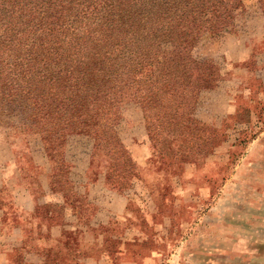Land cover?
Returning <instances> with one entry per match:
<instances>
[{
    "label": "rangeland",
    "instance_id": "obj_1",
    "mask_svg": "<svg viewBox=\"0 0 264 264\" xmlns=\"http://www.w3.org/2000/svg\"><path fill=\"white\" fill-rule=\"evenodd\" d=\"M219 22L206 31L187 20L161 43L163 52H179L187 66L189 60H205L217 78L207 88L191 69L180 81L179 96L169 100L178 115L195 118L210 134H222L208 152L163 158L167 171L155 172L158 163L147 168L150 151L138 107L113 92L100 99L145 182L131 178L122 191L126 209L96 232L81 230L95 217V206H88L79 222L64 223L61 236L51 233L63 224L65 211L63 203L54 204L61 201L56 193H45V187L55 191V160L44 155L35 138H7L4 126L17 116H0V248L13 243L9 262L19 264L29 242L50 264H82L85 257L89 264H264V0H240V7ZM65 129L67 146L84 151L82 175L105 186L104 171L114 153L100 145L88 162L92 128L70 124ZM101 200L119 210L123 197L103 192ZM43 204L50 218L38 216ZM98 235L109 248L106 259L102 248L86 244ZM18 236L24 238L20 246L13 241Z\"/></svg>",
    "mask_w": 264,
    "mask_h": 264
},
{
    "label": "trees",
    "instance_id": "obj_2",
    "mask_svg": "<svg viewBox=\"0 0 264 264\" xmlns=\"http://www.w3.org/2000/svg\"><path fill=\"white\" fill-rule=\"evenodd\" d=\"M239 7L240 0H0V116H17L4 133L21 141L35 138L44 155L54 158L55 191L45 187V193H56L61 201L54 204L65 206L67 221L62 225L76 224L82 208L95 206L93 225L81 230L96 232L126 209L128 198L122 191L131 178L145 182L101 107L104 96L113 92L138 107L150 151L147 168L158 163L155 172L167 171L163 158L206 153L221 140L222 134H210L195 118L178 115L169 102L179 96L180 81L191 69L207 88L217 78L205 60L192 59L187 66L179 52H163L161 43L190 19L203 30L216 29L223 14ZM70 124L92 128L88 162L100 145L114 153L103 182L109 192L123 197L119 210L99 201L96 178L82 175L84 151L66 143L65 127ZM62 185L66 189L56 192ZM45 207L36 212L50 218ZM91 242L102 248L100 255H109L104 236ZM23 248L30 252L29 244L24 242Z\"/></svg>",
    "mask_w": 264,
    "mask_h": 264
},
{
    "label": "crops",
    "instance_id": "obj_3",
    "mask_svg": "<svg viewBox=\"0 0 264 264\" xmlns=\"http://www.w3.org/2000/svg\"><path fill=\"white\" fill-rule=\"evenodd\" d=\"M95 189H96V193L99 195V201L101 202V203H105L104 205H108V204H111V203H109V202H102V200H101V197L103 196V192H106L107 194H109V193H112V192H109L106 188H105V186L103 185V184H99V183H96L95 184ZM31 204V203H30ZM32 205V204H31ZM118 205V204H117ZM120 205V204H119ZM64 216V215H63ZM68 217V216H67ZM66 217V219H68V220H70V219H72L71 218V216L69 215V217L67 218ZM94 219L95 218H93V220L91 221V225H93V223H94ZM63 220L64 221H67V220H65V218L63 217ZM68 225V224H67ZM64 227V225H60V224H58V225H56L54 228H51V233L52 234H54V233H56V235L58 234L59 236H61V228H63ZM53 229V230H52ZM55 230V231H54ZM57 235V236H58ZM59 238V237H58ZM17 240V241H16ZM14 243L15 242H18L16 245H19V244H22L23 243V241H24V238H23V236H18V237H16V238H14ZM0 243H1V241H0ZM27 244H29V242H26ZM90 243V241L89 242H87L86 244H89ZM98 244H100V243H98ZM30 245V244H29ZM34 245V244H33ZM7 246L9 247V248H7ZM20 246V245H19ZM14 246H13V243L11 244H7V245H5V247H3V248H0V264H12L11 262H9V260L11 259L9 256H8V251H10V253L13 251V252H15V250L16 249H14L13 248ZM17 248V247H16ZM30 250V252L28 251V253L27 254H25L24 253V250H23V253H22V259H23V264H38L39 262V260H40V258H44V256H40L39 255V253H38V251H37V249L36 250H34V249H29ZM12 252V253H13ZM101 257L102 258H104V259H106V256L105 255H101ZM30 262V263H29ZM90 262H89V260L85 257V258H83L82 259V264H89ZM94 264H98V263H94Z\"/></svg>",
    "mask_w": 264,
    "mask_h": 264
}]
</instances>
